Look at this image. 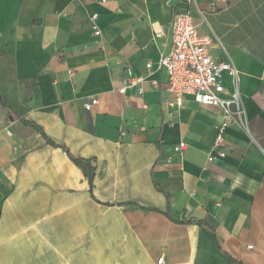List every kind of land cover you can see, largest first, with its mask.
<instances>
[{
  "label": "crops",
  "instance_id": "1",
  "mask_svg": "<svg viewBox=\"0 0 264 264\" xmlns=\"http://www.w3.org/2000/svg\"><path fill=\"white\" fill-rule=\"evenodd\" d=\"M200 1L194 25L237 65L249 131L228 130L214 163L220 114L170 108L157 68L184 0H0V264H264V0ZM148 62L159 89L120 94Z\"/></svg>",
  "mask_w": 264,
  "mask_h": 264
},
{
  "label": "built area",
  "instance_id": "2",
  "mask_svg": "<svg viewBox=\"0 0 264 264\" xmlns=\"http://www.w3.org/2000/svg\"><path fill=\"white\" fill-rule=\"evenodd\" d=\"M185 11L176 13L172 21V45L170 51L162 55L157 63L158 70L167 75L166 90L175 95L169 103L170 108L184 107L187 97L204 108H212L220 114V122L215 126L216 138L208 163L224 159L228 155L226 134L233 127H239L249 134L245 108L240 91L239 69L227 51L222 48L223 60H216L212 55L213 38L200 35L194 25L192 10L202 16L204 10L200 0H184ZM210 12H216L229 5V0H204ZM97 14L90 16L92 30L96 37L101 36L97 25ZM153 64H146V74L136 75L133 68L126 69L123 85L119 89L122 95L136 92L144 95L146 84L159 89L160 82L154 78ZM98 100H88L87 112H91ZM187 145L181 142L174 147L176 153L185 152ZM164 258L158 260L162 264Z\"/></svg>",
  "mask_w": 264,
  "mask_h": 264
},
{
  "label": "trees",
  "instance_id": "3",
  "mask_svg": "<svg viewBox=\"0 0 264 264\" xmlns=\"http://www.w3.org/2000/svg\"><path fill=\"white\" fill-rule=\"evenodd\" d=\"M1 101V99H0ZM26 124L32 126L33 128H35L39 133L42 134L43 138L46 140V142L48 143V145L50 146H54L57 147L58 144H56L54 141H52L48 136H46V134L43 132V130L38 127L36 124H32L30 122H25ZM64 149H66L65 147H63ZM67 150V149H66ZM67 153L70 155L69 151L67 150ZM71 160L78 166L80 167L86 174V176L88 177L89 181L92 182L93 179V168L92 165L90 163V161L87 160H83V159H76L71 157ZM187 223L189 224H194V225H198L201 228H204L206 230H209L211 232V234L214 236L215 238V234L213 231V228L210 227L209 223L205 222V221H200V220H189Z\"/></svg>",
  "mask_w": 264,
  "mask_h": 264
}]
</instances>
